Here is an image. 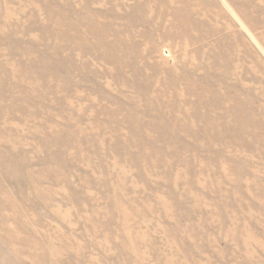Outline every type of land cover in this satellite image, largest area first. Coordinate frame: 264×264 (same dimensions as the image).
<instances>
[{
	"label": "rangeland",
	"instance_id": "rangeland-1",
	"mask_svg": "<svg viewBox=\"0 0 264 264\" xmlns=\"http://www.w3.org/2000/svg\"><path fill=\"white\" fill-rule=\"evenodd\" d=\"M0 264H264V0H0Z\"/></svg>",
	"mask_w": 264,
	"mask_h": 264
},
{
	"label": "bare ground",
	"instance_id": "bare-ground-1",
	"mask_svg": "<svg viewBox=\"0 0 264 264\" xmlns=\"http://www.w3.org/2000/svg\"><path fill=\"white\" fill-rule=\"evenodd\" d=\"M222 54H224L222 51L217 50V51L215 52L214 56L217 55V57L220 58V57L222 56Z\"/></svg>",
	"mask_w": 264,
	"mask_h": 264
}]
</instances>
